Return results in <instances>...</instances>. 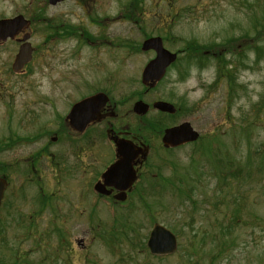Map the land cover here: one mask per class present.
Instances as JSON below:
<instances>
[{
  "label": "rangeland",
  "instance_id": "1",
  "mask_svg": "<svg viewBox=\"0 0 264 264\" xmlns=\"http://www.w3.org/2000/svg\"><path fill=\"white\" fill-rule=\"evenodd\" d=\"M126 1L111 0L109 5L115 44L110 69L113 80L111 77L109 85L101 69L84 59L87 49L77 44L75 29L70 28L73 33L63 45L66 59L62 63L47 66L37 61L26 76L6 77L0 71V140L8 135L42 134L46 125L54 129L75 102L89 95L92 87L88 85L93 84L95 88L107 87L112 101L120 103L119 113L121 117L126 115L116 123L135 131L137 123H133L131 106L136 95L144 91L141 72L153 53H135L120 44L129 42L140 48L144 36L158 35L165 37L164 47L169 51L181 50L185 42H195L204 50L217 52L230 45L235 53L238 43L247 42L248 36L264 25V0L133 1L132 7L143 5L144 16L138 24L121 18L129 4ZM100 8L105 7L100 4ZM65 9L68 25L77 26L79 9L71 3ZM88 28L96 32L94 26ZM78 47L83 56H71ZM262 48L264 52V42ZM201 53L180 56L179 76L171 70L142 99L148 104L157 100L178 107L186 104L187 111L182 109L175 118L162 116L161 120L167 125L187 121L202 139L176 151L163 150L160 137L151 132L156 129L155 118L160 117L150 109L147 118L153 119H147L149 126L143 136L156 152L141 186L126 205L110 202L108 206L107 201L95 196L84 180L89 172L81 175L76 171L75 160L70 157L73 145L68 140L59 138L49 144L52 158H41L34 174L27 160L37 145H19L0 152V168L5 169L9 179L0 208V264H264V174L253 184H241L231 191L223 188L220 193L217 181L208 174L209 167H202L207 175L203 176V184L195 188L194 204L182 203L175 187L162 181L176 173L186 176L191 161L203 157L201 150L215 148L208 137L218 135V145L227 150L233 137L238 136V130L233 135L231 127L250 123L256 116L251 141L264 142V109L258 112L256 107L264 94V53L257 62L253 53L245 55L243 66H234L238 58L232 54L223 52L210 57ZM218 57L232 61L231 68L226 65L234 72L238 85L231 91L235 94L232 99L227 79L222 77L216 82L219 63L222 64ZM0 69L8 72L9 67L0 65ZM43 139L39 145L48 143ZM99 142L100 146L88 153L92 154L89 160L94 156L103 162L109 157L101 136ZM244 149L242 143L240 150ZM156 159V163L152 162ZM139 195L143 196L141 200ZM234 217L238 225H243L234 226L226 234ZM120 219L133 223L135 231H128L126 238L118 227ZM189 222L194 231L184 228L173 254L161 260L147 256L146 241L154 223L181 227ZM101 232L115 236L119 233L114 251L98 236Z\"/></svg>",
  "mask_w": 264,
  "mask_h": 264
},
{
  "label": "flooded vegetation",
  "instance_id": "2",
  "mask_svg": "<svg viewBox=\"0 0 264 264\" xmlns=\"http://www.w3.org/2000/svg\"><path fill=\"white\" fill-rule=\"evenodd\" d=\"M110 1L106 0L102 3V0H0V65L9 67L8 72L2 71V69L0 71L6 77L26 76L29 67L37 61L47 66L62 63L66 59V50H64L63 45L73 33L68 30L70 28L71 30L75 29L76 36L74 37L77 44H81L87 49L83 56L81 48L78 47L71 56L78 53L80 57L82 55L86 61L94 64L96 69H101L109 85L111 77L113 80V73L110 72V69H113L114 65L115 46L114 34L113 31H110L114 24L113 14L109 12ZM70 3L75 9H79L76 13L77 26L67 23L68 11L65 7ZM100 4H103L105 8H100ZM69 16L71 15L69 14ZM89 26H94L96 32L90 30ZM22 47L27 50L30 58L18 73H13L11 65ZM169 68L166 70V75ZM174 71L175 75L179 76L178 70L175 69ZM95 85H88L92 87V90L89 89L91 92L83 99L96 94H104L107 97V102L99 110L97 119L88 123L82 132L74 131L71 128L67 119L68 112L65 118L59 119V123L54 129L52 126L46 125L42 134L37 133L26 137L8 135L5 139L3 138L4 141L1 139L0 152L4 150V145H9L5 149L19 145H37L38 147L31 152L32 157L27 160L30 162L28 167L34 174L37 171L35 167L40 163L41 158H52L49 144L54 143L59 138L68 140L73 145L70 157L75 160L76 171H79L81 175L89 172L88 175H84V180L89 189L91 185L93 191L94 186L99 184L103 185L102 190L104 192H108V194L100 195L93 191L95 196L102 201L111 202L113 205H126L131 202L132 195L136 194L138 187L141 186L139 183L146 177L149 164H151V157L156 151L149 140L143 136L145 126L141 123V117L134 113L132 115L133 123H137L135 131L128 127L119 126L116 122L119 119L122 120L126 115L121 117L119 113L120 103L112 101L107 87L95 88ZM144 95H146V91H144ZM177 109L179 110V108ZM102 135L105 136V139ZM100 136L103 137V146L109 149V157L103 162H98L94 156L89 160L92 154L88 155V153L97 145L100 146ZM116 136L119 139L130 141L135 147L134 152H136L129 167L134 173L135 180L129 189L123 191L125 194L123 201L115 199V195L122 192V189L119 188L121 187V180L108 177L104 183L101 179L102 173L118 160L115 145L110 140V137ZM41 139L43 141L48 139V143L43 142L39 145ZM188 145H181L170 150H179ZM144 153H146L145 158L143 157ZM3 170L4 168L1 167L0 175Z\"/></svg>",
  "mask_w": 264,
  "mask_h": 264
},
{
  "label": "trees",
  "instance_id": "3",
  "mask_svg": "<svg viewBox=\"0 0 264 264\" xmlns=\"http://www.w3.org/2000/svg\"><path fill=\"white\" fill-rule=\"evenodd\" d=\"M133 1H139V0H131L127 6V11H130V14L127 16L130 20H136L139 15L137 12V9L131 12V10L134 8ZM262 33V34H261ZM264 25L261 26L259 30H254L252 36L248 39L245 43H238V47H236V51L234 53V50L232 46L226 45L222 46L221 49H219V52L215 50H204L202 47L197 46V44H193L192 42H185L183 45V49L181 50L184 54H190L193 52L194 54L202 55V51L206 52V56L210 57H216L219 53L225 52V54H232L235 56L237 61L234 63V66L236 63H238L239 66H243L242 59L245 55L249 53H253V56L255 57L254 61L257 62L262 56L263 52V42H264ZM163 37V40L165 41V37ZM252 40H255L252 42ZM205 56V55H203ZM237 56V57H236ZM218 60H221V57L217 58ZM221 63H219V72L220 76L218 79L225 77L227 79V84L229 88V92L231 93L230 97L232 99V96L235 95L231 91L234 92L235 87H238V85L235 84L233 71L231 69L226 68L227 64H232V61H223L221 60ZM225 63V64H224ZM224 64V65H223ZM232 66V65H231ZM225 72V73H223ZM229 73V75H228ZM258 112L262 111L264 109V94L262 98L260 99L259 103L256 105ZM258 121V117L256 116L253 121L246 124H240L238 127L233 126L231 127V130H233V135L236 134L238 130V136H234L232 140V145L227 150H225L224 147H220L218 145V138L219 136L214 135L213 137H210V140L212 141V146L215 145V148H209L208 156H206L205 160L203 161L206 163L204 166L203 163L201 164L200 161H193V165L189 167L188 171L185 173L186 176L178 175L177 173L171 176L170 178H162V181L164 183L167 182V184H171L170 187H175L176 194L179 195V200L183 202H187L188 204H194V197L196 192L195 188H198V186L202 185L205 181L203 176L207 175V172L202 171V167H209L208 174L217 181V189L218 192L221 193L223 188H226L228 190H234L238 189V186L241 184H253L254 182L259 181L262 174H264V142L259 144H252L251 137L253 135L254 129L257 126L256 123ZM234 125V124H233ZM244 141V142H243ZM5 143V142H4ZM242 143L245 145L244 152L240 150V147ZM5 148H8L9 145H4ZM211 146V147H212ZM4 148V150H6ZM235 148L238 149L235 151ZM225 150V151H224ZM210 156V157H209ZM2 176L7 177L8 174L6 173L5 169L1 173ZM194 176V178H192ZM170 181V182H169ZM164 189L167 186H162ZM169 187V186H168ZM192 189H191V188ZM147 210V209H146ZM111 214L114 216V209L110 208ZM115 217V216H114ZM125 218V217H124ZM126 219V218H125ZM125 219H120V223L118 227H121V233L125 236V234L128 231H135L133 228V223H129ZM231 226H229V229H226V234L231 233L230 231L233 229V227H241L242 225H238V218L234 217L231 221ZM169 230H171L176 238H182L184 235V228H186L189 232H193V226L192 223H184L181 227H177V225H174V227H167ZM102 233V236H101ZM98 236L105 241L106 245L111 248L112 251H114V245L116 243V240L119 241V236L113 235L111 232L103 233L101 232ZM224 234V233H221ZM104 235V236H103ZM118 237V238H116ZM126 238V236H125ZM130 239V238H128ZM146 251V250H145ZM146 254L147 251H146ZM150 257L149 255H147ZM214 256V255H213ZM154 259L161 260L164 257H153Z\"/></svg>",
  "mask_w": 264,
  "mask_h": 264
},
{
  "label": "water",
  "instance_id": "4",
  "mask_svg": "<svg viewBox=\"0 0 264 264\" xmlns=\"http://www.w3.org/2000/svg\"><path fill=\"white\" fill-rule=\"evenodd\" d=\"M141 49L142 51L153 50L156 54L155 58L144 67L141 74V83L148 87H153L154 84L162 78L166 67L175 60L176 55L164 49L162 40L159 37L144 40ZM29 58V53H27V50L22 47L12 64V71L19 72L25 63L28 62ZM105 102L106 97L103 94H98L74 104L68 114L71 126L77 131H82L89 122L97 119V114ZM152 106L154 109L161 112L170 114L174 112V107L166 102L157 101L154 102ZM147 111V104H144L142 101L134 103V113L142 115ZM197 138L198 133L192 129L189 123L185 122L178 126L166 129L161 141L165 148H169L195 141ZM111 139L116 145V153L119 160L111 165L102 174L101 178L104 183L108 177H112L114 180H121V187L119 188L122 189V192L117 194L115 199L124 200L125 194L123 191L130 188L135 180L133 171L129 169V161L134 152L130 143L127 141L118 138L113 139L112 137ZM6 187V181L0 178V204ZM102 187L103 185L97 184L95 190L102 194H108V192L102 190ZM146 245L152 255H169L176 251L177 241L176 237L169 229L156 223L152 226L149 232Z\"/></svg>",
  "mask_w": 264,
  "mask_h": 264
}]
</instances>
